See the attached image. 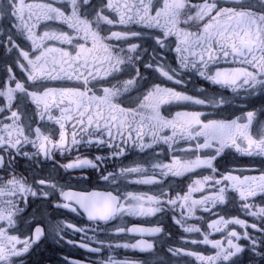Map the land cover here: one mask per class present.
Instances as JSON below:
<instances>
[{"label":"snow or ice","instance_id":"6c2138e0","mask_svg":"<svg viewBox=\"0 0 264 264\" xmlns=\"http://www.w3.org/2000/svg\"><path fill=\"white\" fill-rule=\"evenodd\" d=\"M238 156L264 165V0H0V264L48 240L264 264V167Z\"/></svg>","mask_w":264,"mask_h":264},{"label":"flooded vegetation","instance_id":"af4514ba","mask_svg":"<svg viewBox=\"0 0 264 264\" xmlns=\"http://www.w3.org/2000/svg\"><path fill=\"white\" fill-rule=\"evenodd\" d=\"M191 81V84L193 85V89L195 87H208L212 88L214 86L207 85V82L201 81L198 77L194 80L189 77L188 78ZM228 96H231V93H228ZM193 107V106H188ZM260 105L257 103V108H259ZM228 113H225L227 115ZM239 114V113H238ZM159 151V149H158ZM261 158L260 157H237V162L234 165L235 167L239 168H245L250 170L251 175H260V169L264 167V165H261L260 163ZM129 161H125V163H128ZM49 171H52L50 162H49ZM91 170H85L82 173H78L79 175H88ZM200 171V170H198ZM60 174H63V170H60ZM193 179L198 178L197 175L191 174ZM53 176L56 177V173L53 172ZM58 178V177H57ZM100 185L103 184L102 181L99 182ZM79 187L85 188L88 190H103L102 187L95 186V182L93 185L89 184H83ZM137 190L140 191H154L155 189L152 188V186L147 185H139V186H133ZM187 187V182L185 183V190ZM196 198H199L201 195L200 193L195 194ZM242 215V213H241ZM68 218L70 220H73V222L80 221V217H73V214L69 213ZM156 217H143V218H129L125 217V221L129 222V226H131L132 223L137 224L138 226L142 227H153L155 225ZM249 221H251V217H247ZM120 221L113 222V225L111 227H115L117 224H119ZM166 224H170V221L165 220ZM80 227H84L86 229H89L88 235H92L91 232V225L86 220V218L83 220L82 223L79 224ZM206 228V224L203 225ZM171 228L173 232L175 233L174 242L178 243L180 241V238L182 236H187L188 234H184L180 231V229L175 226L171 225ZM69 235L71 238L77 242L81 239L80 234L76 233L73 234L71 230H69ZM99 235L102 238H106L104 233H99ZM216 237H219V234H216ZM141 237H131L126 236L123 240L119 242H132L135 243L137 239H140ZM148 242H153L156 238L154 237H143ZM206 246L200 245L201 249H204ZM156 252L159 255H164V252L161 251L159 244L156 245L155 248ZM166 252V250H165ZM206 254L214 255V250L211 248H207ZM108 255H112L118 259H131L135 260L137 264H154V262L158 259V256L150 255L149 253H141L139 251H132L131 249L125 250V249H113L108 250L105 249V252L103 253L104 258H107ZM67 258V260H65ZM101 256L96 255L93 256L89 253H87L84 249L79 248L77 246L68 245V244H62V243H56L53 240H48L46 243L41 245L36 252L31 257V264H87V261L91 260L93 264H98L100 261ZM195 264V262H193Z\"/></svg>","mask_w":264,"mask_h":264}]
</instances>
